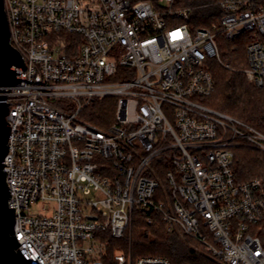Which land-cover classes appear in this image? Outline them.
Here are the masks:
<instances>
[{"label":"built area","instance_id":"1","mask_svg":"<svg viewBox=\"0 0 264 264\" xmlns=\"http://www.w3.org/2000/svg\"><path fill=\"white\" fill-rule=\"evenodd\" d=\"M24 61L9 106L4 171L30 264H105L141 212L217 264H264V182L239 183L235 150L264 134L210 108L222 40L264 89V0H3ZM208 10L198 25L195 13ZM195 16V18H194ZM116 101L101 128L82 118ZM48 204L47 215H30ZM113 264H171L114 254Z\"/></svg>","mask_w":264,"mask_h":264},{"label":"trees","instance_id":"2","mask_svg":"<svg viewBox=\"0 0 264 264\" xmlns=\"http://www.w3.org/2000/svg\"><path fill=\"white\" fill-rule=\"evenodd\" d=\"M207 1L185 0L184 4L197 5ZM223 44L222 61L230 69L217 64L213 66L216 91L206 104L264 134V89L255 88L240 72L247 66L245 53L247 48L240 41H224ZM115 102L112 99L96 101L84 111L82 118L105 129L112 123L108 121L115 114ZM234 169L239 183L259 179L264 182V154L249 148H237ZM130 233V236L126 235L122 240H110L111 246L105 264H113L112 257L117 249L123 250L127 255L131 254L133 260L152 256L163 257L171 264H217L189 247L190 245L200 253H205L203 246L186 237L181 239L176 234L168 232L159 217H155L150 224L141 212H136Z\"/></svg>","mask_w":264,"mask_h":264},{"label":"water","instance_id":"3","mask_svg":"<svg viewBox=\"0 0 264 264\" xmlns=\"http://www.w3.org/2000/svg\"><path fill=\"white\" fill-rule=\"evenodd\" d=\"M24 68V61L11 44L10 28L4 8L0 0V264H30L19 250L14 227L15 209L9 207L11 199L6 182L5 158L9 152L10 124L6 117L9 106L3 96L9 88L20 83L16 69Z\"/></svg>","mask_w":264,"mask_h":264},{"label":"rangeland","instance_id":"4","mask_svg":"<svg viewBox=\"0 0 264 264\" xmlns=\"http://www.w3.org/2000/svg\"><path fill=\"white\" fill-rule=\"evenodd\" d=\"M209 1V0H208ZM185 0H179V4L178 6H195V4L193 3V5H185ZM199 5V4H197ZM208 14V10H200L198 12L195 13V16L196 18L198 19V21H196L198 23V25H203V22H201L202 19H204L206 17V15ZM194 16V18H195ZM222 43H224V41L222 40ZM224 45V44H222ZM222 48V47H221ZM114 121V116L111 117L108 121L109 122H113ZM106 124V123H105ZM51 211V207L48 205V204H39V205H34L32 206L31 210H30V215H33V216H41V215H47L49 214ZM132 232V229L127 233L128 236L131 235ZM127 236V237H128ZM189 247L191 249H193L196 253H199V254H202V255H205L207 258H209L207 255H206V252L205 253H200V251H198L197 249L195 248H192V246L189 245ZM114 254H119V255H127L126 252H124L123 250H116ZM110 258V256L108 257ZM210 259V258H209ZM214 262V261H213Z\"/></svg>","mask_w":264,"mask_h":264}]
</instances>
